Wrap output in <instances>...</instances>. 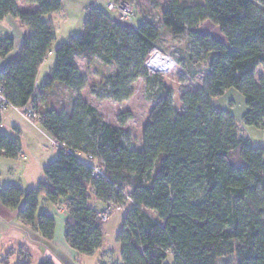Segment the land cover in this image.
<instances>
[{
  "label": "trees",
  "instance_id": "16d2710c",
  "mask_svg": "<svg viewBox=\"0 0 264 264\" xmlns=\"http://www.w3.org/2000/svg\"><path fill=\"white\" fill-rule=\"evenodd\" d=\"M24 2L30 7L0 0V22L11 16L30 32L20 53L0 71V94L10 107L31 112V120L53 139L59 153L36 188H1L3 206L19 210L21 223L49 242L55 237L56 217L46 211L38 215L40 200L44 197L43 206H64L65 242L77 258L103 248L98 202L127 208L118 235L123 264H166L170 257L174 264H220L226 259V264H264V147L254 145L242 125L214 105L216 98L235 90L248 109L242 124L264 129V0L168 2L162 27L175 38L189 36L210 59L205 85L181 94V110L174 107L171 87L161 75L149 76L144 65L162 39L161 27L152 20L143 17L136 28L92 7L83 32L53 51L56 34L47 16L59 12L62 1ZM206 22L219 28L228 44L196 31ZM14 46V38L0 36V58ZM51 54L56 63L44 89L59 84L80 94L87 79L78 59L88 66L98 60L113 69L102 86L115 102L130 100L140 79L156 87L141 150L125 140V119L115 127L80 97L68 109L36 94L40 67ZM91 90L102 96L96 85ZM3 113L0 104V127ZM67 151L102 160L105 175L97 178L94 165ZM21 155L19 134L0 130V156L19 160ZM40 264L55 263L47 257Z\"/></svg>",
  "mask_w": 264,
  "mask_h": 264
},
{
  "label": "rangeland",
  "instance_id": "374dc122",
  "mask_svg": "<svg viewBox=\"0 0 264 264\" xmlns=\"http://www.w3.org/2000/svg\"><path fill=\"white\" fill-rule=\"evenodd\" d=\"M61 1L62 9L55 14L47 16V19L51 20L56 34L53 51L54 47L62 45L71 38L78 37L83 32L89 8L96 7L102 9L115 19H118L119 16L118 11L107 10V0ZM169 1L170 0H128L130 3L129 5L133 9V15L129 23L137 28L142 24L144 20L143 17H145L161 27L162 39L158 42L157 46L163 53L171 55L176 63L175 68L170 73L161 75V79L163 83L171 87L173 91L174 107L177 110H181V94L186 89H197L205 85L207 67L210 64V59H205L203 52L197 48V46L193 43V39L189 36L184 35L182 37L175 38L171 32L162 27L161 15ZM179 1L182 4H185L197 3L201 0ZM19 4L24 5V0H19ZM200 30L203 32H212L215 31L216 28L212 24L207 23L201 25ZM51 59L53 62L56 60V57ZM78 64L82 75L87 79V87L82 90L80 94H72L67 90L65 91V88H62L48 97L50 102L53 104H60V106L64 108L68 107V109H71L73 101L80 97L84 102L95 107L103 117L104 122L107 124L120 127L121 121L125 119V125L121 126L124 131L125 140L134 149L141 150L144 143V129L148 123L149 115L153 108L150 96L155 94L156 87L153 89L146 84L144 79H140L133 85L134 96L126 102L118 103L105 95V91L102 86V82L113 75V69L102 65L98 60L88 66L87 61L84 59H78ZM48 65L46 67H48ZM262 72L263 69L261 68L258 74H261ZM193 73H195V75H193ZM92 85H96V90L101 92L102 96H98L92 92ZM23 114L27 115V113ZM52 147L54 149V146ZM48 148L52 154L53 149L50 146ZM55 160V157H50L49 159L47 157V166ZM16 161L18 166L11 171V174L9 175V182L4 183L1 188L12 185L17 186L20 184V180L22 179L27 181L29 180V183L32 181L34 182V179L36 180L38 176L41 177H39V181H35L33 183L34 187L38 186V182L41 183L45 181L46 176L44 171H41V175H38V171L30 168L26 169V162L24 160L19 159ZM43 202L44 197L40 200L38 215L42 214L44 211L49 214H53L54 207H48L46 203H44L43 206ZM95 206L99 211H101L99 213H102L106 211L109 205L106 206L97 202ZM127 207L129 208V204ZM61 208L62 211H58L57 215H65L66 208ZM152 216L155 217V215ZM125 218V212H114L110 214L109 221L107 223L100 222L101 228L104 232L103 248L91 257H82L81 259L76 260L68 254H65V252H61V248L54 246L49 241L44 240L43 245H46L47 251L55 258L58 264H123L122 248L118 242V235L123 228V221ZM61 221L62 220H59L56 225L58 234L62 230ZM25 244L34 252L33 263L32 258H26L29 261L28 264H38L39 256L41 254L37 251V247L39 246L32 243L30 238H27ZM43 249H45V247ZM17 251H19V249H17ZM16 255L17 256L11 255L9 257L12 264H20L19 252H17ZM23 256L26 255L23 254ZM166 264H174L173 259L170 257Z\"/></svg>",
  "mask_w": 264,
  "mask_h": 264
},
{
  "label": "crops",
  "instance_id": "0c3cea01",
  "mask_svg": "<svg viewBox=\"0 0 264 264\" xmlns=\"http://www.w3.org/2000/svg\"><path fill=\"white\" fill-rule=\"evenodd\" d=\"M20 6L24 7L25 9L30 7L26 3ZM207 23L209 22H206L204 24ZM200 27L196 30L198 33L202 35L209 34L218 41L224 44H228L226 37L222 34L219 28L214 26L216 28L215 31L203 32L200 30ZM28 34H30V32L24 26H22L20 21L11 16L0 22V36L12 37L15 40L14 51L5 59L0 58V71L6 66L8 62H10L20 53L24 38ZM59 46L54 47V51ZM51 58H55V54H51L40 67L36 81V94H38V96H50L54 92L64 88L59 84H55L52 89H44L45 82L49 75L53 72L56 63V60L52 62ZM47 65L48 67H46ZM214 105L218 110L226 111L230 115H232L236 119V121L242 125L243 135L248 138L254 145L264 147V129L247 127L242 124L243 117L248 109L245 98L239 92L235 90L226 92L225 95L214 100ZM0 130L4 134L9 136H16L17 134H19L22 147V155L24 156V159L22 160L26 162V169H34L38 171V175H41V171H45L44 169L47 166V157L48 159L50 157H55L56 159L58 156L59 149L53 139L42 129V127L38 123L28 119L22 112L16 111L11 108L7 109L2 115V124ZM49 146L52 149V146H54L52 154L48 148ZM17 164L18 163L16 160H10L3 156H0V189L2 185H4V183L9 182V175L11 174V171H13V169L18 166ZM39 177L41 176H38L36 180L34 179V182L39 181ZM28 181L22 179L20 180V184L17 186L22 188L23 190L36 188L33 186V181L30 183ZM39 184L40 182H38L37 185ZM61 207L64 206H60L58 208L54 207L53 215H55L56 217V223H58L59 220H62V230L59 234L56 230L54 240L51 241V244L58 248H61V252H65V254H68L76 260L81 259L76 257L75 253L67 246L65 242V229L68 214L66 211L65 215H57L58 211H62ZM18 214L19 210L12 211L10 209H7L0 202V264H12L11 260H9V257L11 255L17 256V252H19L20 264H28L29 258H32L33 263L34 252L32 251V249L26 246L25 241H27V238H30L32 243L39 246L37 247V251L41 254L39 256L38 264H40L41 261L47 257H50L55 264H58L55 258L47 251L46 245H43L44 240L42 239V237L30 226L22 224L19 220ZM44 247L45 249H43ZM17 249H19V251H17ZM23 254H25L26 256H23ZM226 263H228L227 259L220 262V264Z\"/></svg>",
  "mask_w": 264,
  "mask_h": 264
},
{
  "label": "built area",
  "instance_id": "2783aa9c",
  "mask_svg": "<svg viewBox=\"0 0 264 264\" xmlns=\"http://www.w3.org/2000/svg\"><path fill=\"white\" fill-rule=\"evenodd\" d=\"M106 8L109 11H118V15L124 22L131 21L133 15L132 7L124 2V1H116V0H107ZM115 9V10H114ZM149 76H156V75H164L170 73L175 68V61L171 55L163 53L159 48H154L147 60L144 63ZM0 101L2 105V110L5 112L7 109L11 108L16 111L21 112L19 109L10 107L4 97L0 94ZM26 117L31 120L32 113L28 112ZM68 154L75 157V159L79 162H82L86 165H94V175L97 178L103 177L105 175V163L102 160H97L93 156L84 155L80 152L74 151H67ZM21 159H24V156H20ZM127 208L125 205H109L106 211L99 214V221L101 223H107L109 221L110 214L114 212H125Z\"/></svg>",
  "mask_w": 264,
  "mask_h": 264
}]
</instances>
